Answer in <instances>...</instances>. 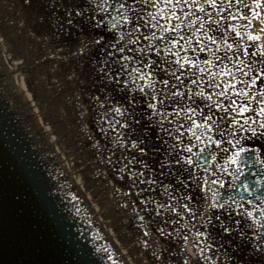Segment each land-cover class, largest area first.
<instances>
[{
	"label": "rangeland",
	"instance_id": "rangeland-1",
	"mask_svg": "<svg viewBox=\"0 0 264 264\" xmlns=\"http://www.w3.org/2000/svg\"><path fill=\"white\" fill-rule=\"evenodd\" d=\"M100 2L101 0H0V62L6 70L5 62L2 61L4 51L20 66L16 74L24 84V92L36 104L33 106L35 110L33 107L28 110L31 119L35 126L39 124V130L47 139L54 137L58 149L52 155L69 181L74 176L79 177V182L73 186L79 195L87 199L85 205L114 253L124 250L129 259L139 264H186V259L181 254L182 247L188 241L192 248L198 245L200 247L199 239L206 242L205 233L201 234L203 222L196 231L194 228L210 199L209 189L205 195V185L213 179H202L198 175H188L181 171L174 174V170L171 173L169 168L173 169L175 163L180 168L186 166L188 156H192L196 142H199L192 131H189L192 121L207 119L208 116L218 121L214 137L216 146L213 148L215 165L222 160L231 162L236 153L250 146L259 147L264 153V129H261L264 115L260 113V108L264 105L260 100L253 104L251 98L256 97L259 91H264V84H260L255 90L248 89L253 94L251 97H236L231 91L226 96H218L220 88L205 87L209 79L207 76L201 80V73L196 72L191 78L199 83L193 85L188 77L194 69L189 68L182 73L174 63L169 66L179 56L170 54L165 45L170 47L172 41H178L172 53L178 52L181 57L187 56L190 59L197 58L195 62L205 68V73L209 68L219 73L222 64L217 62L213 52L218 47V54L224 55L225 45L221 43V35L228 43L233 44L228 55L232 54L237 44L240 49L247 46L251 52H257L259 46L264 44V9L261 10L262 20L259 21L261 26L258 28L260 41H249L246 30L229 31L234 24H251L252 19L258 18L252 15L250 8L245 7L253 4V0H243L239 5L233 0L230 13H224L223 16H217L215 9H208L213 13L211 30L208 28V21H205L204 30L193 34L185 22L179 35L169 34L164 42L153 40L152 43L159 44L164 51L160 57L154 51L146 54L149 64L155 65L143 68L149 78L144 81L137 79L136 84L132 85L131 80L135 78V74H125L120 85H116L108 81L100 71L103 67L102 59L106 58L102 49L116 36L109 29L99 28L97 25V21L100 24L107 16V10L102 12L96 7ZM126 2L132 9H124L130 20L136 19L135 13L138 11L145 22L153 15L159 17L160 24L165 23V13L160 11L163 5L152 7V0L148 4L136 3L135 0ZM155 2L159 4L160 0ZM122 3L125 0H108L105 7ZM226 7L227 0H224L219 11L223 12ZM257 11L260 12V9ZM233 14L238 18L233 20ZM200 15L203 17V14ZM244 16L247 17L246 20L242 19ZM136 27L140 28L139 33L135 30ZM153 31L157 36H165L159 27L150 30L138 24L134 27L126 23L125 38H128V33H132V39H136L141 33L151 36ZM236 32L240 36H236ZM180 36L191 39L180 40ZM207 36H214L217 45H211ZM195 40H203L208 47L203 52L187 51L203 47L194 43ZM148 43L141 39L140 43L131 47L146 48ZM237 56L239 57V53ZM205 58L216 66L205 67L201 64V60ZM241 58L245 64L251 61L252 69L257 72L264 67V62L258 61L255 55H244ZM235 62L238 63V60ZM223 64L228 65L240 80H247L228 60H224ZM132 67L141 65L132 62L129 69ZM163 69L167 70V74ZM154 71L159 73L160 80L167 78L171 89L160 86L152 94ZM247 71L251 74V69ZM172 72H176L182 82L171 77ZM227 80L226 76H218L215 83L223 84ZM125 81H128L127 85ZM141 83L146 92L152 95L158 93L157 107L151 110L156 114L151 121L148 119L149 110L145 107V100L150 99V96L139 92L137 86L141 87ZM121 87L126 88V91H120ZM236 90H244V85H238ZM173 91L186 95L174 97L171 95ZM201 91L204 92V100L195 95ZM209 95L211 100L207 99ZM19 96L23 100L22 94ZM139 96L144 105L139 103L137 106ZM165 96L166 103L161 105L160 100L165 99ZM108 97H111V104L128 109V121L115 113L105 117L107 109L101 106V101L107 104ZM229 100H235L236 103L231 104ZM217 101L221 107H213L209 111L206 104L216 105ZM245 101L248 102L250 112L241 116L238 108ZM24 103L27 107L26 100ZM113 117L122 123L131 124V128L126 130L116 124L109 127L106 121ZM36 119L40 121L37 124ZM230 119L232 121L228 122ZM236 119L242 121H234ZM46 127L50 136L44 131ZM178 130L180 135L177 134ZM126 135L137 143L142 141L144 151L133 150L127 140L117 141L118 136L123 138ZM133 156L136 157L135 160ZM128 161H131L129 168L124 172L119 171ZM66 163L71 164V169L64 170ZM134 173H142L136 176L135 183ZM145 179L153 182H139ZM191 217L195 221L190 226ZM212 225L215 226V223ZM194 231L200 236L197 243L191 240ZM112 239L119 245L113 246ZM213 240L215 242V236ZM195 258V262L190 264H200L199 259Z\"/></svg>",
	"mask_w": 264,
	"mask_h": 264
},
{
	"label": "water",
	"instance_id": "water-1",
	"mask_svg": "<svg viewBox=\"0 0 264 264\" xmlns=\"http://www.w3.org/2000/svg\"><path fill=\"white\" fill-rule=\"evenodd\" d=\"M117 9L118 5L113 7V17L120 20ZM112 23L110 19L108 24ZM122 25L120 21L118 32ZM0 67L7 75L1 62ZM3 72L0 69V264H120L93 227L81 204L106 240L30 115L26 116L28 111L23 114L16 104L18 99L24 105ZM204 158L210 167L211 157ZM249 158L254 155L243 152L237 163L249 166L244 164Z\"/></svg>",
	"mask_w": 264,
	"mask_h": 264
},
{
	"label": "snow or ice",
	"instance_id": "snow-or-ice-1",
	"mask_svg": "<svg viewBox=\"0 0 264 264\" xmlns=\"http://www.w3.org/2000/svg\"><path fill=\"white\" fill-rule=\"evenodd\" d=\"M136 3L140 4H148L149 0H135ZM224 0H160V3L157 4L155 0H152L151 6L152 7H160L163 5V7H160V11L165 13L163 16V19L165 21L164 24H160L159 17L158 16H149V20L147 22L143 21V19L140 17L139 12L136 11V19L130 20L129 17L122 12L124 9L132 10L131 6H129L125 0V3L120 4L119 9H117L118 12H121L120 20H117L115 17H113V23L111 24V29L113 33H115L116 29L120 26V21H124L125 23H130L134 27L138 24L140 27L155 29L157 27L160 28L162 32L165 33V36H157L156 33L153 31L152 35L149 36L147 34L141 33L136 39H132V33H128V38H125V35H119V36H113L112 39L109 40L108 44L103 47V51L105 53L106 58L102 59V65L100 71L103 73L105 77H107V80L111 83H114L116 85H120L121 80L123 79L124 75L132 76L135 74V78L131 80V84L135 85L136 80L144 81L145 79L149 78V75L147 73L143 72L144 67L152 68L155 65L149 64L148 60L146 59V54L155 52L157 57L161 56V53L164 51L163 48L159 46V44H153L152 41H158V42H164L166 40V36L169 34H176L179 35V33L183 30L182 25L187 22V27L190 31H193V34L196 32H202L205 27V21H208V28L211 30L212 28V18L213 13L208 11L209 8L217 10L216 15L217 16H223L224 13H230L231 7L233 4V0H227L228 7L223 8V12L219 11L223 5ZM243 3V0H236V4L239 5ZM106 5H108V0H101L100 3L96 4V7L99 8L102 12L106 11ZM245 7L250 8V11L252 12V15L254 17H259L260 12L257 11V9H264V0H253V4L251 6L245 5ZM191 9V10H189ZM203 14V17L200 15ZM194 17V19H193ZM233 20L237 19L238 17L233 14L231 17ZM242 19H247L246 16L242 17ZM170 21V22H169ZM219 21H217V24ZM97 25H99V22L97 21ZM135 30L139 33L140 28L136 27ZM236 36H240L239 32L235 33ZM243 38V37H241ZM145 40L148 41L147 47H140L139 49L135 47H131L132 45H136L140 43V41ZM180 40L189 41L190 37L180 36ZM207 41L211 44L216 46L217 45V39L214 38V36H207ZM248 40L252 42H258L261 40L260 36L252 35L249 33ZM197 45H203V47H197V48H190L187 51H191L195 53L196 51L203 52L205 48L208 47L207 44H204L203 40H195L193 41ZM96 43H100V41H96ZM221 43L225 45V51L224 55L221 56L218 54L219 48L217 47V50L213 52V55L216 56L217 62L222 64V67L220 68V72L216 73L211 71V68H209L208 72L205 73V68L201 67L200 64H197L195 60L197 58L190 59L187 56H183L180 58L174 59V62H167L169 63V66L174 65L176 66L178 71H181L182 73L184 71H187L189 68L194 69L195 71L191 72L189 75V79H191V83L193 85H198V81L196 79H192V76H195L196 72L201 73V80L207 76L209 79L206 82L205 87H216L220 88L221 91L217 93L218 96H226L229 91L233 92V95L236 97H251V91H248V89H257L259 88L260 84H264V67H261L259 72H257L255 69H252V63L249 61V63L245 64L243 59L244 55H255L257 57V60L260 62H264V44L260 45L257 52L253 53L249 50V48L246 46L243 49H240L238 44L235 50L232 51L231 55H228L229 50L233 49V44L228 43L227 40L223 39V35H221ZM234 43H236L234 41ZM178 44V41H172L171 46L169 47L167 44L165 47L167 48L168 52L172 54L173 56H179V53H172V49L176 48ZM128 53V54H125ZM237 53H239V57L237 56ZM224 60H228L230 63H232L233 68L236 69L237 72L240 73L241 76H246L247 80H240L239 77L235 75V73L228 67V65L223 64ZM238 60V63L235 61ZM183 61V63L181 62ZM132 62H136L138 65H141V67H132L129 69V64ZM201 64H203L205 67L211 65L212 67H215V63L212 61H209L208 59H202ZM251 69V74H249V70ZM167 74V70L163 69ZM171 77L175 78L178 82H182L181 78L179 76H176V72H172L170 74ZM218 76H226L228 78L227 81H225L223 84H217L215 83L216 78ZM231 81H235L234 83ZM161 82L169 87L171 89V85H169V81L167 79H162ZM128 81H125V85H127ZM243 84L244 90H236L238 88V85ZM179 86V84L177 85ZM138 87L139 92L144 93L145 96H150V99L145 100V107L148 109V119L151 121V118L156 113L152 112V109H156L157 105L153 103V101L157 100L156 95H152L151 93L146 92V90L143 87ZM235 90V91H234ZM120 91H126V88L121 87ZM155 90L153 89V92ZM172 96L181 95L184 96L186 94L183 93H176L175 91L171 92ZM195 95H198L201 100H204V92L201 91L199 93H196ZM253 101L260 100L261 104L264 105V91H259L258 95L256 97H251ZM108 103L104 104L103 101H101V106L105 107L107 109L106 118L111 116L112 113H115L116 116H120L124 118V121H128V115H126V112H128V109H122L120 106H115L114 104L110 103L111 97H108ZM132 99H135L133 97ZM191 99V97H190ZM208 100H211V95L208 96ZM166 103V96L165 99L160 100V104L164 105ZM229 103L235 104V100H229ZM129 107H132L131 105ZM206 107L209 111L213 109V107H221L219 104V101H217L216 105L206 104ZM183 110V109H181ZM194 111V109H192ZM231 111V109H229ZM238 111L241 113L249 111V105L248 102L245 101L242 105L239 106ZM254 111V109H252ZM261 115H264V106H261L260 108ZM131 115V113H129ZM174 115H179V113H174ZM206 115V113L204 114ZM191 119V117H188ZM207 119L210 121L212 117L208 116ZM111 127L113 124H116L117 126L124 128V129H130L131 124L129 123H122L120 120H116L115 117L112 119H107L106 121ZM193 124H195V121H192ZM180 127H183L181 125ZM196 127H199V125H196ZM261 129H264V124H261ZM164 131H168V129H164ZM191 131V129H189ZM177 134L180 135L179 130L177 131ZM195 135V133H193ZM122 140H127L128 144H130L131 148L133 150H137L140 152H143L144 149L141 146L142 141L139 143L131 140L127 135L123 138L117 137V141L121 142ZM122 146H126L123 145ZM219 146V145H217ZM187 151H191V149H187ZM136 157L133 156V160H135ZM233 163L236 161L233 160ZM177 163H179V158L177 157ZM188 163H191V161H188ZM131 164V161H128L124 164V167L119 169V171L124 172L125 169L129 168V165ZM142 175V173H134L133 174V183L136 182V176ZM140 183H152L153 181H149L147 179L139 181ZM161 207H164V205H161ZM248 215H252V213H248ZM186 238V237H185Z\"/></svg>",
	"mask_w": 264,
	"mask_h": 264
},
{
	"label": "flooded vegetation",
	"instance_id": "flooded-vegetation-1",
	"mask_svg": "<svg viewBox=\"0 0 264 264\" xmlns=\"http://www.w3.org/2000/svg\"><path fill=\"white\" fill-rule=\"evenodd\" d=\"M100 26H107V24L102 23ZM124 27L121 35H126ZM157 71L152 72V87L155 91H158L160 86L169 88L161 83ZM157 94L155 95L157 96ZM141 99L142 97L139 96L137 106L139 103L144 105ZM254 102L256 101H253V104ZM153 103L157 105L158 100ZM217 123L218 121L212 119L210 121L208 119L195 121V124L191 126V131L192 134L195 133L193 136L199 142H196L192 156H188L187 162L191 161V163L180 168L174 162L175 167L169 168L171 173L174 170V174L176 171H181L188 175H198L202 179L210 176L213 179L208 184L211 199L220 196V200H217L215 206L213 203L210 204L208 213L203 220L201 234H206H204L206 242L199 239L198 235L195 242L197 243L199 239L200 247L199 245L194 247V253L200 264H264V178L261 175L262 169L264 174V153L259 147L250 146L243 149L249 150L254 155L247 168L239 167L237 164V158L243 150L233 157L232 161L235 160V163L222 160L215 165L213 148L216 146L214 137ZM208 152L212 157L213 167L210 169H206L204 163L201 162L203 154ZM247 173L249 175L246 178ZM206 187L205 185V189ZM231 194L236 197L226 199ZM248 213H252V215H248ZM212 223H215V226ZM213 236H215V242L212 241Z\"/></svg>",
	"mask_w": 264,
	"mask_h": 264
},
{
	"label": "bare ground",
	"instance_id": "bare-ground-1",
	"mask_svg": "<svg viewBox=\"0 0 264 264\" xmlns=\"http://www.w3.org/2000/svg\"><path fill=\"white\" fill-rule=\"evenodd\" d=\"M261 26V24H260V22L259 21H253V23L251 24V25H248V30H249V33L250 34H252V35H257L258 34V28ZM3 54H4V56L2 57V61H4L5 62V68H6V72L8 73V76H9V78H10V80H11V82H12V84H13V86H14V88L16 89V90H18V93H19V95H21L22 94V96H23V104L25 105V100H26V102H27V104H28V106H27V108L29 109V108H31V107H33L34 105H36L34 102H33V100L31 99V97L27 94V93H25L24 91H25V89H24V84H23V82L20 80V77L16 74V71L19 69V65L18 64H16L11 58H10V56H9V54H7L6 52H4L3 51ZM7 67H10V69H8ZM23 69V68H22ZM16 74L15 76H13L12 74ZM17 78H19V79H17ZM20 97V96H19ZM25 107H26V105H25ZM33 109L35 110V107H33ZM37 121H36V124L37 123H39L40 121L38 120V119H36ZM39 124H37L36 125V128L38 129V131H39V133H40V135H41V137L43 138V140H44V142H45V144H46V146L48 147V149H49V151H50V153H55V150H57L58 148V146H57V144L55 143V141H54V137L53 138H51V136H50V133L48 132L49 131V129H47V127H46V129L44 128V131H46V133L47 134H49V139H47L46 138V136L45 135H43L42 133H41V131L39 130V126H38ZM67 165V166H66ZM66 165H64V170H66V169H71V164L70 163H66ZM68 166H69V168H68ZM72 181H70V182H72V185L73 184H77L78 182H79V177H72V179H71ZM80 197L82 198V200H83V202L86 204V201H87V199L85 198V197H83V195L81 196L80 195ZM207 204H209L210 203V201H208V202H206ZM93 207V206H92ZM113 240V239H112ZM111 240V241H112ZM119 245V243L116 241V240H113L112 241V245L113 246H116V245ZM191 244H190V241H188L183 247H182V249H181V254H183V257L186 259V264H190V262H195V254L193 253V251L191 250ZM116 256L118 257V259L120 260V262L122 263V264H139V262H134L133 260H131V259H129L128 257H127V254H126V252L123 250H121L119 253H116ZM141 264V263H140ZM143 264V263H142Z\"/></svg>",
	"mask_w": 264,
	"mask_h": 264
}]
</instances>
